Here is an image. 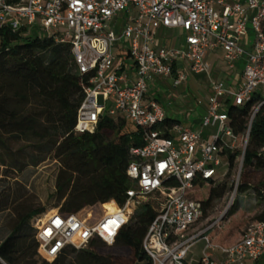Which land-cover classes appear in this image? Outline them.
<instances>
[{"label": "built area", "instance_id": "built-area-1", "mask_svg": "<svg viewBox=\"0 0 264 264\" xmlns=\"http://www.w3.org/2000/svg\"><path fill=\"white\" fill-rule=\"evenodd\" d=\"M32 28L52 32L49 38L70 45L78 73L93 74L84 89L75 133L92 134L99 119L108 117L130 122L143 141L130 149L127 176L133 188L122 207L114 201L103 204L114 211L104 210L94 222L80 213L65 216L59 209L33 218L40 259L52 262L66 249H85L96 239L113 245L135 212L147 204L156 213L142 242L147 264H194L188 254L200 240L206 246L195 264H245L264 256V222L248 226L228 248L212 245L206 236L233 206L251 124L264 107V0H0V31L22 36ZM161 30L178 31L179 45H161ZM218 49L230 69L244 61L236 89L209 79L207 101L193 102L205 108L196 129L176 124L168 131L171 137H165L159 131L166 120L163 107L148 98L152 83L169 80L176 88L188 74L209 75L205 58ZM254 96L260 103L252 110L246 132L237 135L228 110L241 108ZM207 130L214 132L204 139ZM226 152H240L230 201L215 220L204 219V201L194 195L207 182L225 179ZM222 160L228 168L220 175ZM215 253L222 259H215Z\"/></svg>", "mask_w": 264, "mask_h": 264}, {"label": "trees", "instance_id": "trees-1", "mask_svg": "<svg viewBox=\"0 0 264 264\" xmlns=\"http://www.w3.org/2000/svg\"><path fill=\"white\" fill-rule=\"evenodd\" d=\"M92 76V73H78L70 45L56 43L51 38H22L6 29L0 31V146L5 147L8 140L36 143L46 153L41 152L31 159L33 167L44 162L48 152L54 154L60 168L52 198L59 206V213L65 216L110 201L122 207L126 192L133 188L127 176L132 160L130 149L143 145L141 131L136 127L131 129L132 124L124 119L102 117L94 133H75L78 109ZM259 103V97L254 96L241 108H229L230 127L235 134L246 132L252 110ZM176 124L180 122L166 118L159 131L171 137L168 131ZM261 149H264V107L251 124L237 188L240 195L264 200ZM226 154L229 163L226 180L204 184L209 188L208 200L203 202L204 219L229 190L227 179L232 170L237 169L240 152ZM254 174L259 176L256 183L252 181ZM172 186L177 184L172 183ZM16 202L7 204L13 220L8 237L0 243V264H38L35 260L38 245L31 222L44 210ZM105 209L114 211L110 204ZM235 214L234 207L228 216ZM155 215L149 204L144 205L119 232L113 245L96 239L85 249L68 248L54 261L42 260L40 264H132L114 255L101 254L106 248L129 250L134 262L147 263L142 242ZM260 222H264V210L253 220V224ZM220 227L208 231L206 236L212 245L223 248L235 244L247 229L239 233L238 228L234 233Z\"/></svg>", "mask_w": 264, "mask_h": 264}, {"label": "rangeland", "instance_id": "rangeland-1", "mask_svg": "<svg viewBox=\"0 0 264 264\" xmlns=\"http://www.w3.org/2000/svg\"><path fill=\"white\" fill-rule=\"evenodd\" d=\"M52 35V32L45 33L38 29L32 28L27 33L22 35V38L39 37L41 39H47ZM237 65L241 70L244 66V61H238ZM213 76H210V78ZM186 82L176 88L166 86L165 97H162L160 105H163V110L167 113L169 118H175L183 123L185 128H191L192 122L199 117L200 108L195 107V101L206 102L209 97L208 89V77L206 74L194 75L188 74ZM151 95L156 93L152 91ZM165 98V99H163ZM158 100V99H156ZM135 126L132 125L131 129ZM214 132L213 130H210ZM40 146L34 142H15L13 140L6 141L5 147L0 146V243L3 242L9 235L10 225L13 220V216L10 206L11 202L16 204H28L33 208H42L45 213H49L53 210L59 209V206L52 196L55 193L56 178L60 168V162L53 158L54 154L48 152L45 156V161L40 163L37 167L31 166V159L35 156H39L42 153H46V150L39 149ZM18 161V163H16ZM15 162V163H14ZM222 166L217 169L218 173L224 174L227 170V163L222 160ZM237 169H233L231 176L227 179L228 191L224 197L219 200L214 210L210 212L208 217H212L215 220L221 212L226 208L230 201V196L237 176ZM259 176L252 175V181L257 182ZM226 179H224L225 181ZM232 188V190H230ZM200 189V188H199ZM197 199L207 201L209 197V188L207 185H203L197 193L194 195ZM7 202V203H6ZM8 204V205H7ZM101 205H95L93 207L85 208L80 212L81 216L88 218L91 222H94L101 218L104 214V209ZM156 207V203H153ZM236 208V214L229 217L227 213L225 219L221 223V230H230L235 233L234 230H238L239 233L243 232L248 226L253 224L254 218L258 215V212L264 210V200L255 199V197L240 195L237 193L233 206L230 208ZM216 208V209H215ZM229 210V211H230ZM238 237V236H236ZM239 237L236 239V242ZM206 244L204 241H198L193 245L189 254L188 260L195 262L200 258L202 251ZM101 254L114 255L120 259L131 262L132 264H147L136 263L133 261L129 250L123 248H106L100 251ZM215 258H220L219 254H213ZM38 264L42 259L38 256L35 257Z\"/></svg>", "mask_w": 264, "mask_h": 264}, {"label": "crops", "instance_id": "crops-1", "mask_svg": "<svg viewBox=\"0 0 264 264\" xmlns=\"http://www.w3.org/2000/svg\"><path fill=\"white\" fill-rule=\"evenodd\" d=\"M225 1L228 4H234L237 2L243 3L245 0H225ZM216 9L219 8L216 7ZM157 37L160 41V44L167 48H174L179 45L180 35L179 32L176 30H167V31L161 30L158 32ZM205 59L207 64L210 66V73L209 75L206 74L208 77V85H209V79H213L215 81L223 82L225 86L228 88L236 89L235 86L240 82L241 72H242L240 66L237 65V63L233 69H230L223 60V51L221 49L215 50L212 53L207 54ZM239 61H243V60H239ZM210 76H213V78L212 77L210 78ZM166 86H169V80L156 79L151 85L148 98L149 99L152 98L155 100L158 99L157 102L161 101L162 97L166 96V94L164 93ZM152 91H154L156 94L151 95L150 93H152ZM164 113H165V117L169 118L165 111ZM198 113H199V117L192 122V127L190 129H196L197 124L200 121V118L205 114V108L203 107L200 108V112ZM170 119L176 120L175 118H170ZM180 125H183V123L180 122ZM210 133L211 131L207 130L204 134V139H206ZM215 259L221 260L222 258L220 256V258H215ZM245 264H264V256H262L259 260L255 262L247 261Z\"/></svg>", "mask_w": 264, "mask_h": 264}]
</instances>
